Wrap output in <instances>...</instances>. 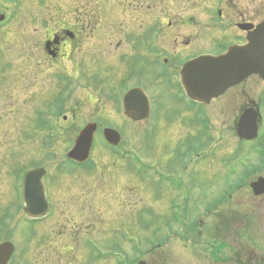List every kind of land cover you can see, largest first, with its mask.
Returning a JSON list of instances; mask_svg holds the SVG:
<instances>
[{"label":"rangeland","instance_id":"1","mask_svg":"<svg viewBox=\"0 0 264 264\" xmlns=\"http://www.w3.org/2000/svg\"><path fill=\"white\" fill-rule=\"evenodd\" d=\"M197 1L200 0H155L153 10L135 18L138 13L131 9V0H0V15L6 18L14 16L11 25L0 30V57L8 58L0 61V243L8 240L17 246L18 264H27V255L33 256L35 260L41 254L39 247H33L34 250L30 252L27 250L28 240L32 241L31 245H42L45 238L51 239L52 244L58 242L61 246L56 244L46 254L50 256L53 253L59 260L56 253L64 257L71 252V248L65 246L69 240L78 238L80 241L87 237H104L99 243L105 247L124 241L126 248L121 255L129 256L130 260L136 256L131 250L136 245L137 253L142 255V259L148 260L149 264L155 258L157 263L153 264H210V248L195 246L190 249L189 244L186 245L179 235L173 236V229L179 233L184 229L181 226H167L171 224L168 208L172 202V192L170 188L158 189L155 186L157 175L168 174L171 160L177 158L175 152V155L171 154V148L179 149L189 136L191 137L187 141L196 142L198 133L191 127H186L189 114L186 111L172 114L181 116L176 121L170 119L171 115L165 116L159 121L157 130H153L157 126L155 117L135 123L119 113L117 102L106 97L110 94L119 98V94L123 93L122 84H139L156 97L157 90L163 91L161 79H151L149 72L137 66L136 70L145 74H142V78L127 80V64L115 62L114 69L119 67V72L115 76L111 72L109 78L101 73L104 85L97 81L94 82V87L80 85L73 101V107L77 109L74 114L77 117L74 121L76 126L80 129L83 124L96 121L113 124L112 129L120 133L121 144L115 153L106 149L102 130L98 128L89 160L91 168L86 171H65L62 173L66 174L60 175L61 178L58 179L57 171L60 166L62 169L71 167L65 161L66 155L72 149L81 129L79 132L64 130L52 133L41 127L35 114L40 100H26L27 82L23 78L26 67L20 55L27 48L30 52L32 48L38 47L37 42L42 37L40 32L51 29V25L45 27L44 24L48 20L47 14L49 17L50 14L68 15V10H78L81 15L93 12L96 21L102 20L101 30H104L107 19L106 30L110 31L111 41L116 44L122 34L142 30L140 24L146 29L148 14L163 16L165 24L172 21L174 29L176 25L181 26V23L178 24L180 21L186 20L183 17L204 14L203 9L197 6ZM212 1L203 0L201 5L210 6ZM253 1L254 20L262 21L264 0ZM109 6L110 18H107L105 10ZM111 49L112 46L107 54L111 53ZM35 91L32 89V93ZM217 106L218 113H212V123L231 127L232 119L223 117L222 109ZM215 134L211 140L215 141L212 145L217 149L215 156L208 151L202 165L180 163V166H176L186 176V181L191 178L197 183L204 180L205 190L210 198L213 188L222 184L223 189L228 190L226 186L231 184L229 180L237 176L239 194L233 205H237L239 213L245 216L249 206L246 175L250 167L244 165L247 163L244 162L245 157L233 163H211L212 157L218 160L229 158L232 150L231 142L226 141L228 137L231 138L230 134ZM218 137H221V142L220 139L217 140ZM36 167L47 171L46 179L54 186L50 191L56 211L45 225L29 226L21 206L20 172ZM262 173L264 174V170ZM152 208L157 209L159 220L152 215ZM64 224H68V228ZM77 232L79 235H76ZM155 236L157 240L152 244L151 238L155 240ZM75 251L78 254L82 252L73 247V254Z\"/></svg>","mask_w":264,"mask_h":264},{"label":"flooded vegetation","instance_id":"2","mask_svg":"<svg viewBox=\"0 0 264 264\" xmlns=\"http://www.w3.org/2000/svg\"><path fill=\"white\" fill-rule=\"evenodd\" d=\"M131 1V9L138 13L135 18L153 10L155 3V0ZM202 3L203 0L196 2L197 6L203 9L204 14L183 17L186 20L180 21L178 24L181 23V26L176 25L175 29L172 21L165 24L163 16L148 14L146 29L140 24L142 30L122 34V38L116 44L111 41L110 31L106 30L107 19L104 22V30H101L102 20L96 21L93 12L81 15L78 10L74 12L68 10L69 14L65 16L50 14L48 17L47 14L48 20H45L44 24L45 27L51 25V29L40 32L42 37H39L38 47L32 48L30 52L27 48L20 53L26 67L23 74L27 82L26 100L27 102L40 100V106L35 108V114L39 118L41 127L52 133L64 130L79 132L88 123L96 124L100 130L112 129L113 124L98 121L83 124L80 129L76 126L74 121L77 117L74 114L77 113V109L73 107V101L80 85L88 84L94 87L95 81L102 85L101 73L109 78L111 72H114V76L117 71L119 72V67L114 69L115 62L127 64L125 65L129 70L127 80H133L134 77L142 78V74H145V72L139 73L140 70H136L137 66L149 72L151 79H161L163 91L157 90L156 97L139 84L136 86L122 84L123 93L119 94V98L110 94L106 97L117 102L119 104L117 110L126 117L123 109L124 95L132 89H142L151 107L147 120L150 117L156 118L157 126L153 127V130H157L159 121L165 116L171 115L170 119L173 118L174 121L181 118L179 115L173 116L178 112L181 114L186 111L190 116L186 127L188 129L191 127L198 133L195 137L196 142L187 141L191 137L189 136L179 149L172 147L171 154H176L177 158L171 160L168 174L157 175L155 182L156 188L167 187L166 189L170 188L172 192V202L168 208L171 224L167 226H181L183 232L179 233L173 229L172 234L175 237L179 235L186 245L189 244L190 249H194L195 246L210 248L208 257L210 264H264V193L257 195L252 188L256 181L264 178L262 173L264 170V79L254 75L209 104L190 100L180 80L181 69L186 63L205 55H223L233 46H244L249 34L262 25L264 19L259 22L254 20L253 0H213L210 6L201 5ZM110 8L109 6V9L105 10L107 18H110ZM13 17L12 15L0 20V30L9 27ZM111 46V53L107 54ZM107 55H109L108 59ZM3 60L8 58L0 57V61ZM32 89L36 91L32 93ZM217 105L222 109L223 117L232 119L231 127L212 123V113H218ZM245 114L248 124L252 122L253 117L255 118L257 138L254 140H244L239 136L240 120ZM139 122L143 121L135 123ZM65 124L68 126L64 127ZM248 128L251 130V125ZM215 133L220 136L230 134L231 138L228 137L226 141L231 142L232 150L229 158L218 160L212 157L211 163L218 164V161L233 163L245 157L244 161L247 162L245 166L250 167L246 175L249 206L245 216L239 213L237 205H233L239 194L237 176L229 180L231 184L226 186L228 190L223 189L222 184L213 188L210 198L205 190L204 180L197 183L191 178L190 181H186V176L176 166H180V163L202 165L208 151L215 156L217 149L212 146L215 141L211 142ZM219 139L221 142V137L217 138ZM192 140L194 141L193 137ZM65 161L69 162L71 167L62 169L63 167L60 166L57 171L58 179L61 178L60 175L66 174L62 172L86 171L91 168L87 163L79 165L67 159ZM32 169L37 167L28 171ZM46 176L43 185L50 205L49 212L40 219L27 217L26 222L29 226L45 225L55 215V203L52 201L53 196L50 191L54 186ZM152 215L159 220L156 208H152ZM242 219L245 222H240ZM64 227L68 228V224H64ZM76 235L79 233L77 232ZM102 238L104 237H87L80 241L78 238L69 240L65 246L71 248V252L64 257L56 253L59 260L53 253L50 256L46 254V252L50 253L56 244L61 246L58 242L52 244L51 239L45 238L44 244L31 245L32 241L28 240L27 250L30 252L34 250L33 247H39L41 254L35 260L33 256L27 255L29 258L27 264H140L142 262L149 264L148 260L142 259V255L137 253L136 245L131 247L136 256L130 260L129 256L121 255L126 248L124 241L105 247L99 243ZM152 238L153 244L157 236L155 240ZM6 243L12 242L6 240L1 242L0 246ZM73 247L81 249L82 252L78 254V251H75L73 254ZM112 249L118 251H111ZM16 251H18L17 246L14 245V254L7 264L19 263ZM148 257L150 258V255ZM150 262V264L157 263V258Z\"/></svg>","mask_w":264,"mask_h":264},{"label":"water","instance_id":"3","mask_svg":"<svg viewBox=\"0 0 264 264\" xmlns=\"http://www.w3.org/2000/svg\"><path fill=\"white\" fill-rule=\"evenodd\" d=\"M253 75H259L264 79V24L249 34L246 45L231 47L222 56H203L187 63L181 71V81L191 99L210 103ZM124 113L134 121L148 118L150 103L142 90L134 89L125 96ZM247 121L245 114L240 120L239 136L241 139H255L257 136L255 118H252L250 124ZM250 125L252 131L248 128ZM95 132L94 124L88 125L81 132L74 149L68 154L70 160L84 163L89 159ZM104 137L113 146L120 144L121 137L116 131L107 129L104 131ZM45 174L43 169H39L25 177L27 204L25 212L33 217L44 215L48 210L42 185ZM252 188L257 195L264 193V179H259ZM13 250L14 247L10 243L0 246V264H7Z\"/></svg>","mask_w":264,"mask_h":264}]
</instances>
